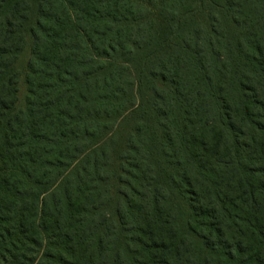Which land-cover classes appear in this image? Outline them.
Listing matches in <instances>:
<instances>
[{
  "label": "trees",
  "instance_id": "16d2710c",
  "mask_svg": "<svg viewBox=\"0 0 264 264\" xmlns=\"http://www.w3.org/2000/svg\"><path fill=\"white\" fill-rule=\"evenodd\" d=\"M0 264H264V0H0Z\"/></svg>",
  "mask_w": 264,
  "mask_h": 264
},
{
  "label": "rangeland",
  "instance_id": "374dc122",
  "mask_svg": "<svg viewBox=\"0 0 264 264\" xmlns=\"http://www.w3.org/2000/svg\"><path fill=\"white\" fill-rule=\"evenodd\" d=\"M203 18H200V19H202L203 22H206L205 18L204 19ZM166 26L167 25L162 26L160 22L157 23L158 28H157L156 32L158 33V36L153 41V44H158L160 42V40H158V38L161 37L162 31L164 28H166ZM29 53H30V49L28 46L25 53H23L21 55L19 63H18V70L22 73L21 80L19 83L20 92H19V98H18V108H20V109L24 108L25 98L27 97V86H26L25 81H24V76L26 73L27 62L29 60ZM134 121H132V119H129V121H125L123 123V125L120 126V128L116 132L117 146H116L115 150H116L117 155L124 148V141L126 139V136L128 134L129 129L134 125ZM114 164H115V169H116V166H117L116 159H114Z\"/></svg>",
  "mask_w": 264,
  "mask_h": 264
}]
</instances>
